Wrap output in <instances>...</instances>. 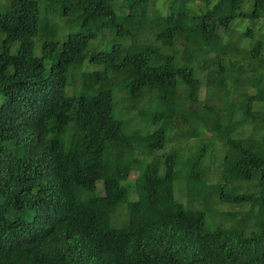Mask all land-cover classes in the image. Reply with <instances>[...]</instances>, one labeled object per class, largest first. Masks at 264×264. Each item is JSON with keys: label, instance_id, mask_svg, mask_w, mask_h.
I'll use <instances>...</instances> for the list:
<instances>
[{"label": "trees", "instance_id": "trees-1", "mask_svg": "<svg viewBox=\"0 0 264 264\" xmlns=\"http://www.w3.org/2000/svg\"><path fill=\"white\" fill-rule=\"evenodd\" d=\"M0 97V264H264V0H9Z\"/></svg>", "mask_w": 264, "mask_h": 264}, {"label": "rangeland", "instance_id": "rangeland-1", "mask_svg": "<svg viewBox=\"0 0 264 264\" xmlns=\"http://www.w3.org/2000/svg\"><path fill=\"white\" fill-rule=\"evenodd\" d=\"M8 1L9 0H0V11L2 10L3 6ZM39 6H43V4L42 3H39ZM70 21H71V19L69 17H59V18H57V19L54 20L53 24L58 29V33H57V36L58 37L56 36L57 37L56 38L57 40H59L63 35H66V34H69V33L71 34V33H74V32H76L78 30L77 29V26L71 24ZM65 24L67 26H65ZM99 38H100V35L97 36L95 40L91 41L88 44V50L89 51H91V49H95V48L102 49V48H104L106 46L105 43H104V41H99ZM43 40H44L43 38H39V37H37V38L34 39V54L35 55H38V52H39L38 46H39V43L41 41H43ZM84 66H87V65H84V64L82 65L83 70H90V71L99 70V68H97V67L88 66L87 68H85ZM114 88H116V87H114ZM66 91H67V89H66ZM202 94H203V88H201V90H200V96ZM0 102H1V97H0ZM113 102H115L114 96H113ZM137 102H140V101H137ZM155 105H156V103L155 104L150 103L148 105V108H152V112H153V110L155 108ZM120 108H121V105L119 103H117L115 105V108H113V114H115L116 110L117 109H120ZM252 111H253V113L258 112V113L263 114L264 113V106H262V105L253 106L252 107ZM132 116H134L133 113L130 114V117H132ZM132 125H135L137 127H143V123H141L140 122V119L138 117H136V116L132 119ZM232 128H233L232 132H235L236 129H237V125L234 123L232 125ZM129 130H131V129H129ZM251 132H252L251 129L249 127H247L246 130H245V134H248V135L252 134V135H254V133H251ZM258 137H259V134L256 135V138H258ZM163 152H164V150H162L160 153H163ZM158 154L159 153H157L156 155L158 156ZM134 178H135V175L134 174H130V176L128 177L127 183L132 182V180ZM238 184H240V183H238ZM245 185L246 184H241V186H245ZM174 186H176V182L174 183ZM120 209H118V210H120ZM123 216H124V214H122L121 212H117L113 216V218L111 220V226L113 228H120V227H122L124 225V222L126 221V219ZM208 221H209V219L206 220V226H208Z\"/></svg>", "mask_w": 264, "mask_h": 264}]
</instances>
